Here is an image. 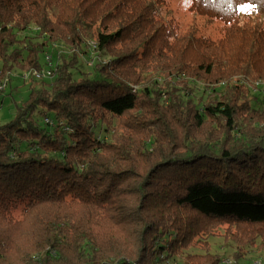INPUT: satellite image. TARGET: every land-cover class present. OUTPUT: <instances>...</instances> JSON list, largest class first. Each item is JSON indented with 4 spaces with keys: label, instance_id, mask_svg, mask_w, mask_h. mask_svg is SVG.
I'll use <instances>...</instances> for the list:
<instances>
[{
    "label": "trees",
    "instance_id": "1",
    "mask_svg": "<svg viewBox=\"0 0 264 264\" xmlns=\"http://www.w3.org/2000/svg\"><path fill=\"white\" fill-rule=\"evenodd\" d=\"M192 9L223 37L178 33L152 0H0V76L47 55L54 69L0 126V264H223L214 238L237 263L264 249V0ZM143 199L171 211L135 229ZM18 208L39 226L22 249Z\"/></svg>",
    "mask_w": 264,
    "mask_h": 264
},
{
    "label": "rangeland",
    "instance_id": "2",
    "mask_svg": "<svg viewBox=\"0 0 264 264\" xmlns=\"http://www.w3.org/2000/svg\"><path fill=\"white\" fill-rule=\"evenodd\" d=\"M152 1L155 2L157 11H159V18L166 22L169 26L174 27L178 33H194L197 36H202L216 41L223 37L227 29V25L223 21L199 15L193 11L192 6L194 0ZM238 17L242 22L256 20V14L253 7L249 4L239 6ZM58 46L59 51L65 52V55H70V48H68L65 44L60 43ZM58 52H56V54H58ZM102 57L103 59H107L105 58V55H102ZM89 62L92 63V61ZM41 63L45 64L44 57L41 58ZM79 65H83V59L79 60ZM24 73L25 72L19 70L13 71L12 74L10 73L9 80L0 76V87L7 82V88L3 91L0 90V126L12 122L17 117L18 110L23 107L24 102L28 99L30 87H37L39 85L38 82H33L31 79H25ZM31 82L32 84L30 86ZM250 89L252 90V94H254L257 90L255 85H250ZM198 91L199 92H196V95L199 97L202 93V88L198 89ZM252 94L250 93L251 96ZM150 196L153 197V194H147L146 198ZM139 199L140 198L136 197L134 200L129 199L125 200V202L127 205H134L136 207L140 202ZM148 203L152 202L146 200L144 205H147ZM152 204L153 205L151 206L154 207V210L151 213L148 211L141 215L138 214L137 219L127 223L133 224L132 228L137 229L143 222L150 221V217H152L153 220L163 219L157 215L159 210L162 211V215L165 210H167L166 213H168V210L171 211L170 207L164 205L161 206L156 203ZM23 210L24 209L18 208L15 212V218L22 222L19 230V234L21 236L19 241L20 249L33 244L35 233L38 231L39 227L36 225L37 221L35 219L28 220L24 218ZM226 228L227 226L222 224L221 226H218L216 232L218 234H223ZM247 251L248 254L245 259H240L237 263L234 243L231 242L227 244L223 238H214L211 240V253L221 257L223 264H264V249L260 250L257 246L254 248L251 247L247 249ZM14 258L15 261H12V264L23 263L22 258ZM36 258L38 259V255Z\"/></svg>",
    "mask_w": 264,
    "mask_h": 264
},
{
    "label": "built area",
    "instance_id": "3",
    "mask_svg": "<svg viewBox=\"0 0 264 264\" xmlns=\"http://www.w3.org/2000/svg\"><path fill=\"white\" fill-rule=\"evenodd\" d=\"M89 49L91 51V55H92V59L95 57L96 55V44L95 43H89ZM46 62L48 63V67L47 68H43L41 70L39 69H33L27 73H24V78L25 79H31L34 82H38V83H42L44 80L47 79H52L53 75H54V69H53V60H52V56L51 55H47L46 56ZM93 64L89 63V67H91ZM5 88H7V82L4 83L1 87L0 90L3 91L5 90ZM46 123L53 125V122L51 121V119L47 118L45 119Z\"/></svg>",
    "mask_w": 264,
    "mask_h": 264
}]
</instances>
